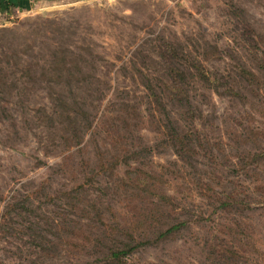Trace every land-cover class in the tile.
I'll return each mask as SVG.
<instances>
[{
	"label": "rangeland",
	"instance_id": "374dc122",
	"mask_svg": "<svg viewBox=\"0 0 264 264\" xmlns=\"http://www.w3.org/2000/svg\"><path fill=\"white\" fill-rule=\"evenodd\" d=\"M243 70L264 79V0L58 3L1 22L0 264H108L96 238L148 235L150 183L190 224L127 264H264V86ZM170 119L192 160L167 145ZM201 191L237 198L215 210Z\"/></svg>",
	"mask_w": 264,
	"mask_h": 264
},
{
	"label": "trees",
	"instance_id": "16d2710c",
	"mask_svg": "<svg viewBox=\"0 0 264 264\" xmlns=\"http://www.w3.org/2000/svg\"><path fill=\"white\" fill-rule=\"evenodd\" d=\"M170 72H176L172 66L169 67ZM245 76L246 83L254 82L256 85L264 86V79L261 78L259 73H253L247 70H243L240 75ZM184 75V74H182ZM175 77V76H174ZM244 78V77H243ZM209 84L214 83L217 85L219 81L217 79L210 80V78H205ZM183 80V79H182ZM182 80L175 77L173 80V88L175 90H180ZM248 80V81H247ZM214 81V82H213ZM169 126L165 128L164 138L166 139L167 145L174 149L175 154L178 158L183 160H192L198 154L197 141L194 138L192 131H182L180 130L176 123L171 119L169 120ZM160 168L165 171V167L160 166ZM137 169H135L136 171ZM178 173V172H177ZM179 178V177H177ZM154 184L150 183L149 188L152 192V197H150V204L148 208V235L137 238L135 233L131 232L128 234L120 233L119 236L109 237L107 233L103 235L102 238H96L95 245L93 247L97 248L93 262H106L108 264H127L130 255L138 251L143 246L155 247L163 242H166L171 237L176 234L181 233L185 228L187 229L190 221L188 219L182 218V214L177 211L180 206L178 199L173 195L166 193V191H161L158 187L154 188ZM83 190V187H81ZM162 192V193H158ZM210 191V189H208ZM201 195L207 199L208 203L216 209L225 210L229 206H232V201L237 198L232 193H222L215 195L214 193H202ZM79 194H82L78 192ZM158 193V194H157ZM61 195L67 200L71 199L73 202L75 197L72 195V191L69 193L62 192ZM72 195V196H71ZM64 199V203H66ZM94 202V201H93ZM71 207L75 206L73 202ZM69 208V206H68ZM75 208H79L76 206ZM140 225L139 222H133L131 226L138 229ZM126 226V225H125ZM87 264H90L87 263Z\"/></svg>",
	"mask_w": 264,
	"mask_h": 264
},
{
	"label": "crops",
	"instance_id": "0c3cea01",
	"mask_svg": "<svg viewBox=\"0 0 264 264\" xmlns=\"http://www.w3.org/2000/svg\"><path fill=\"white\" fill-rule=\"evenodd\" d=\"M97 0H0V23L12 16H25L41 11L44 7L53 4L90 2Z\"/></svg>",
	"mask_w": 264,
	"mask_h": 264
}]
</instances>
